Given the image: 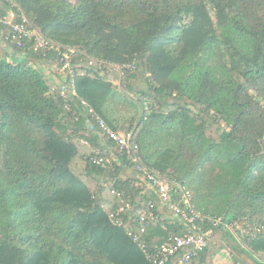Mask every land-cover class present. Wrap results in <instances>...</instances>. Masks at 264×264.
<instances>
[{"label":"trees","instance_id":"obj_1","mask_svg":"<svg viewBox=\"0 0 264 264\" xmlns=\"http://www.w3.org/2000/svg\"><path fill=\"white\" fill-rule=\"evenodd\" d=\"M11 14L47 46L18 47ZM55 48L75 50L73 76ZM83 101L224 221L188 264H264V0H0V264H154L183 232L135 163L91 161L119 147Z\"/></svg>","mask_w":264,"mask_h":264},{"label":"built area","instance_id":"obj_2","mask_svg":"<svg viewBox=\"0 0 264 264\" xmlns=\"http://www.w3.org/2000/svg\"><path fill=\"white\" fill-rule=\"evenodd\" d=\"M14 14H11L9 18L5 19L4 24L12 26L14 35L13 40L17 42L18 47H22L23 43L32 40L33 38L39 43L40 47L47 46V42L38 34L27 26V21L24 19L21 23H13ZM62 62L63 72H70L74 75L73 68V56L75 50L69 49L67 51L61 50V48H55ZM83 104L88 107V116L86 123L91 130L99 129V133L105 140L110 139L115 145H118L119 150H116L113 145L104 144V151L99 149L95 150L91 161L102 169H107L110 166L121 163V159L125 158L132 163H135V170L141 173L140 179L137 181V186L145 189H151L156 192L162 201L163 205L167 209L171 210L175 217L183 223L184 230L181 234L174 235L169 238L161 246H157L152 252L147 253L148 258L151 259L154 264H167L178 253H183L179 259L178 264H188L189 261L195 257L198 253L202 252L208 246V240L211 235V231L205 230L204 226L207 224L217 228L221 225H225L224 221L211 218L198 212L191 202V196L177 181L168 180L161 175L160 172L155 171L139 161V157L136 155L132 142L131 134H119L115 132L108 123L96 112L92 107L83 101ZM179 192L183 193L179 199ZM123 202L127 203L126 200ZM131 204L127 203L125 206L117 210L111 215V218L115 222H119L120 215L125 211H131ZM141 221L145 223L141 232L146 231V227L150 223L158 222L156 216L149 215L145 212L140 214ZM150 221H147V218ZM137 240V237H134ZM186 251V252H185Z\"/></svg>","mask_w":264,"mask_h":264},{"label":"rangeland","instance_id":"obj_3","mask_svg":"<svg viewBox=\"0 0 264 264\" xmlns=\"http://www.w3.org/2000/svg\"><path fill=\"white\" fill-rule=\"evenodd\" d=\"M119 76L117 77V80H115V84L118 85V81H119ZM127 115V114H126ZM130 126L129 123H127L125 125L126 128H128ZM123 132V134H125V131H121ZM127 135V133H126ZM214 264H235L234 259L232 258V256L230 255L229 251L224 250L221 251L220 253H218L215 257L214 260Z\"/></svg>","mask_w":264,"mask_h":264},{"label":"crops","instance_id":"obj_4","mask_svg":"<svg viewBox=\"0 0 264 264\" xmlns=\"http://www.w3.org/2000/svg\"><path fill=\"white\" fill-rule=\"evenodd\" d=\"M123 134V133H122Z\"/></svg>","mask_w":264,"mask_h":264}]
</instances>
